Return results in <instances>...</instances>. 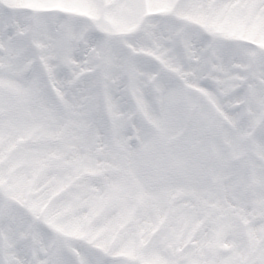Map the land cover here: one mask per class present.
I'll return each instance as SVG.
<instances>
[{"label":"snow or ice","instance_id":"obj_1","mask_svg":"<svg viewBox=\"0 0 264 264\" xmlns=\"http://www.w3.org/2000/svg\"><path fill=\"white\" fill-rule=\"evenodd\" d=\"M0 264H264V0H0Z\"/></svg>","mask_w":264,"mask_h":264}]
</instances>
